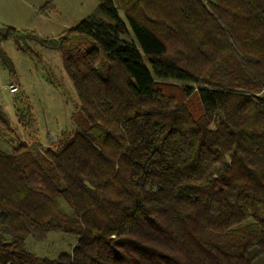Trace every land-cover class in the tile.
Returning <instances> with one entry per match:
<instances>
[{
  "label": "trees",
  "instance_id": "16d2710c",
  "mask_svg": "<svg viewBox=\"0 0 264 264\" xmlns=\"http://www.w3.org/2000/svg\"><path fill=\"white\" fill-rule=\"evenodd\" d=\"M97 1L57 38L0 26L10 74L2 42L33 37L59 50L80 103L78 130L56 148L0 150V264H254L264 257V0ZM127 24L135 43L119 38ZM50 232L77 235L71 253L24 248Z\"/></svg>",
  "mask_w": 264,
  "mask_h": 264
},
{
  "label": "rangeland",
  "instance_id": "374dc122",
  "mask_svg": "<svg viewBox=\"0 0 264 264\" xmlns=\"http://www.w3.org/2000/svg\"><path fill=\"white\" fill-rule=\"evenodd\" d=\"M37 7L36 13L26 12L24 16L5 18L6 26L31 32L39 38H57L74 28L81 20L91 17L97 8V0H31ZM119 15L125 20L122 12ZM104 21L110 22L103 16ZM127 23V22H126ZM128 32L119 35L124 42H134ZM1 48L12 61L15 73L10 74L0 64V105L8 124L0 121V150L10 153L20 144H40L44 148H56L64 134L72 135L78 128L72 116L80 108L76 90L64 71L58 49L41 44L33 37L25 38L17 46L12 40L2 42ZM144 63L152 67L143 57ZM159 84L178 89L184 86L198 87L196 83L155 77ZM12 84L16 91L11 93L6 86ZM161 84V85H162ZM261 93V92H260ZM210 128H214L213 122ZM60 206L69 211L63 201ZM77 235L64 232H50L44 239L32 236L24 239L23 246L39 257L54 259L62 253H71ZM254 264H264V257L255 256Z\"/></svg>",
  "mask_w": 264,
  "mask_h": 264
},
{
  "label": "crops",
  "instance_id": "0c3cea01",
  "mask_svg": "<svg viewBox=\"0 0 264 264\" xmlns=\"http://www.w3.org/2000/svg\"><path fill=\"white\" fill-rule=\"evenodd\" d=\"M26 12H37L31 0H0V26H6L5 18L24 16Z\"/></svg>",
  "mask_w": 264,
  "mask_h": 264
},
{
  "label": "built area",
  "instance_id": "2783aa9c",
  "mask_svg": "<svg viewBox=\"0 0 264 264\" xmlns=\"http://www.w3.org/2000/svg\"><path fill=\"white\" fill-rule=\"evenodd\" d=\"M6 89H8L11 93L15 92L16 91V87L13 86L12 84H8L6 86Z\"/></svg>",
  "mask_w": 264,
  "mask_h": 264
}]
</instances>
